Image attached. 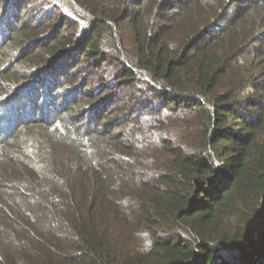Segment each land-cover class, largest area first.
<instances>
[{
    "label": "trees",
    "instance_id": "1",
    "mask_svg": "<svg viewBox=\"0 0 264 264\" xmlns=\"http://www.w3.org/2000/svg\"><path fill=\"white\" fill-rule=\"evenodd\" d=\"M0 264H264V0H0Z\"/></svg>",
    "mask_w": 264,
    "mask_h": 264
},
{
    "label": "rangeland",
    "instance_id": "2",
    "mask_svg": "<svg viewBox=\"0 0 264 264\" xmlns=\"http://www.w3.org/2000/svg\"><path fill=\"white\" fill-rule=\"evenodd\" d=\"M1 46H4V42L1 44ZM95 83H96V82H95ZM80 108H81V112L86 111V107H84V106H80Z\"/></svg>",
    "mask_w": 264,
    "mask_h": 264
}]
</instances>
